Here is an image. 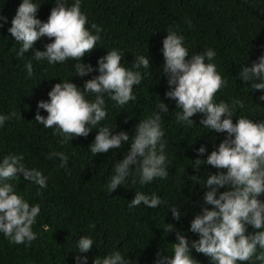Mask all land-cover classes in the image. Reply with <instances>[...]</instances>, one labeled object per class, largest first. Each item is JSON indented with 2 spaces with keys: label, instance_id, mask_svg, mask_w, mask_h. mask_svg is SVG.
<instances>
[{
  "label": "trees",
  "instance_id": "trees-1",
  "mask_svg": "<svg viewBox=\"0 0 264 264\" xmlns=\"http://www.w3.org/2000/svg\"><path fill=\"white\" fill-rule=\"evenodd\" d=\"M32 2L40 6L36 18L47 22L56 0ZM21 3L22 0H0V15L6 18L0 27V115L17 113L0 127V162L7 155L23 154L25 166L40 170L48 179L46 188L25 180L21 174L6 181L30 205L39 204L41 212L32 226L38 238L30 246L27 242L13 244L0 233V264H78L77 256H86L87 264H94L96 257L103 258L114 251H119L127 264H156L162 256L172 255L176 231L185 235L191 246L192 241L199 239L198 234L190 231L191 221L202 214L203 208H213L204 201L210 189L203 184L209 175L227 171L206 163L197 170L195 160L206 161L212 151L218 150L227 133L203 127L200 121L205 116L201 113L190 118L194 124L177 122L176 114L182 110L165 95L175 86H169L163 73V40L169 29L182 35L189 60L192 55L214 50L216 57L211 61L205 58V63L215 64L217 72L227 80L214 101L223 100L234 106L233 123L240 117L254 123L264 122V100H260L264 91L253 90L251 81L245 82L239 75L244 67H250L264 55V0H81V11L87 16L86 28L92 34H95L92 24L102 28L96 48L79 61L94 69L84 77L77 76L78 61L50 65L46 59L38 61L33 57L37 50L45 51V45L52 42L47 37L37 41L24 56L17 55L22 45L8 29ZM65 3L70 7L75 0ZM114 49L122 56L121 66L140 71L142 81L133 87L136 100L124 106L104 97L107 116L97 128L107 126L113 134L124 131L130 140L120 149L93 156L90 145L98 129L93 128L87 137H74L61 144L63 137L54 135V128L38 124L35 116L39 111L47 117L48 113L37 106L41 101H50L48 93L56 83L71 82L83 91L85 82L99 75L98 60ZM141 55L150 60V68H133L135 57ZM28 62L33 67L31 76L25 67ZM85 98L94 101L95 94L85 93ZM236 100L243 107L233 105ZM161 102L168 112L160 111ZM155 114L161 117L163 139L167 141L168 177L141 184L137 165H131L133 170L125 183L108 193L114 165L130 151L131 137L139 121ZM201 146L206 149L203 155L198 153ZM53 152L68 156L66 168L59 167V158H46ZM192 176L198 180L191 179ZM225 190L218 189V195ZM136 192L155 194L164 202L156 208L143 203L129 208ZM258 198L264 202V195ZM173 207L181 213L179 220L173 219L170 210ZM167 224L174 225L175 230L164 232ZM44 225L48 226L47 231ZM246 227V235L259 231L251 225ZM82 236L93 239L87 253L78 252ZM259 251L257 248V254ZM190 254L198 264H212L209 257L194 248ZM244 264L261 262L253 256Z\"/></svg>",
  "mask_w": 264,
  "mask_h": 264
},
{
  "label": "clouds",
  "instance_id": "clouds-1",
  "mask_svg": "<svg viewBox=\"0 0 264 264\" xmlns=\"http://www.w3.org/2000/svg\"><path fill=\"white\" fill-rule=\"evenodd\" d=\"M39 7L32 0H22L11 21L8 31L22 45L17 55L24 56L37 41L47 37L52 42L45 45V51L35 52L33 57L36 60L46 59L50 65L69 60L78 61L75 70L79 77L93 72L90 64L79 61L96 48L102 28L92 24L95 34L86 28L87 16L81 11V0H75L70 7L65 0H56L47 22L36 18ZM4 22L6 18L0 15V27H3ZM183 40L184 37L172 29H169L163 40V73L169 86H175L165 95L174 100L177 108L182 110L176 114L177 122L194 124L190 118L201 113L205 116L200 121L203 127L216 133H227V138L219 144L218 150L207 156L206 161L195 160L197 170L206 163L227 171L226 174L220 172L209 175L203 184L210 189L205 193L204 201L213 208H203L202 214H197L191 221L190 231L198 234L199 239L192 241L190 246L186 236L176 231L177 242L172 244V255L162 256L156 264H198L190 254L192 248L209 257L212 264H244L251 261L253 256L264 264V202L258 198L264 195V122L254 123L240 117L233 123L234 106L230 107L223 100L219 103L214 101L215 94L227 85V80L217 72L216 65L205 63V58L213 60L216 52L208 49L202 54L192 55L190 60L186 59L189 52L183 46ZM121 60L122 56L117 50L107 52L106 56L98 60L99 75L87 80L83 91L71 82L56 83L48 93L50 101H41L37 106L38 110L44 109L48 113L47 117L37 111L35 121L45 128H54V135L63 137L59 141L61 144L68 143L74 137H87L93 128L98 129L95 140L90 145L93 156L120 149L129 142L128 133L121 131L113 134L109 127L97 128V125L107 116L105 96L119 106L136 100L133 87L141 83L142 74L138 70L122 67ZM25 67L31 76L32 63L28 62ZM141 67L150 68V60L142 55L135 57L133 64L134 69ZM239 75L243 81H251L253 90L264 91V55L250 67H244ZM85 93H94L95 100H87ZM260 100H264V95ZM236 104L243 107L239 100L233 102V105ZM158 108L161 112H168V107L163 102ZM16 115V112L0 115V127ZM160 120V115L155 114L154 117L139 121L135 135L131 137L130 151L122 161L114 165L115 174L107 184L108 193L125 183L133 170L131 165H137L135 169L140 175L141 184L152 182L155 178L168 177L169 161L165 155L167 141L163 139L165 133ZM205 151L203 146L198 149L201 155ZM53 156L61 161L59 167H67L69 158L65 153L53 152L46 158L52 159ZM23 161V154H10L0 162V233L13 244L27 242L30 246L38 238L32 226L36 223L41 208L39 204L30 205L6 181L21 174L25 180L46 188L48 178L36 168H27ZM191 179L198 180V177L192 176ZM220 188L227 190L218 195ZM163 202L155 194L149 196L136 192L128 207L134 208L143 203L148 208H156ZM170 210L174 220L181 218L177 207ZM247 225L259 231L246 235ZM43 227L45 231L48 230L47 225ZM163 230L171 233L175 230L174 225L167 224ZM92 246L93 239L89 236H82L78 240L80 253L89 252ZM257 248L260 249L259 254ZM76 259L78 264H87L86 256H77ZM94 264L127 262L119 251H114L103 258L96 257Z\"/></svg>",
  "mask_w": 264,
  "mask_h": 264
}]
</instances>
